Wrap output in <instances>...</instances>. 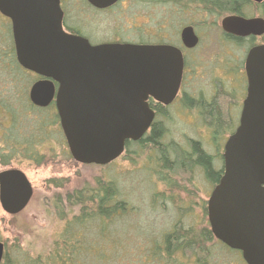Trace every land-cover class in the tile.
I'll return each instance as SVG.
<instances>
[{"label":"rangeland","instance_id":"obj_1","mask_svg":"<svg viewBox=\"0 0 264 264\" xmlns=\"http://www.w3.org/2000/svg\"><path fill=\"white\" fill-rule=\"evenodd\" d=\"M66 8L69 20H74L93 43L116 37H122L124 42L177 43V30L188 18L175 5L146 0H122L102 14L89 13L80 0H67ZM243 11L244 18L260 17L253 6ZM226 15L213 13L205 25L206 17L194 10L193 23L202 37L201 52L193 56L196 71L184 91L193 99L206 101L218 96L225 109H232L233 104L227 106V96L221 94H230L231 103L237 99L243 85L247 43L232 46L222 40L218 26ZM11 45L13 47L9 26L0 15V172L18 170L32 188L31 200L21 213L9 216L0 208L2 264H47L49 256L62 247L63 240L73 242L68 236L63 237L66 223L72 220L64 198L84 189H94L97 181L112 183L117 196H122L127 204V214L115 218L110 229L114 240L120 239L115 249L121 250L118 255L123 260H119L118 255L113 257L114 242L111 240L105 244L108 258L104 264H152L146 251L160 246L163 236L179 222L185 228L209 229L202 209L211 186L198 169L190 172L188 178L170 176L155 163L152 148L141 150L135 144L108 166H84L73 162L54 109L38 110L29 103L28 91L37 77L24 70L26 74L12 73L5 63ZM4 106L13 110L17 117L14 123L4 116ZM197 111L200 110H190L179 103L171 106L167 118L158 120L166 130L160 143L173 142L187 150L189 141L198 142L203 151L214 158V170H219L221 146L236 120H227L230 131L224 130L214 139L212 127ZM168 180L172 187L167 185ZM59 212L64 217L67 215L66 221L60 219ZM85 231L88 240L97 233L95 228ZM217 242L207 246L209 264H245L239 252ZM87 264L93 263L90 260Z\"/></svg>","mask_w":264,"mask_h":264},{"label":"water","instance_id":"obj_2","mask_svg":"<svg viewBox=\"0 0 264 264\" xmlns=\"http://www.w3.org/2000/svg\"><path fill=\"white\" fill-rule=\"evenodd\" d=\"M86 1L106 9L119 0ZM0 15L10 21L17 65L40 78L28 91L30 104L40 109L54 104L77 164L104 167L119 159L126 143L141 140L153 122L147 100L167 106L176 97L183 63L174 47L92 46L62 30L59 0H0ZM221 28L235 37H261L264 20L228 16ZM182 40L187 47L197 43L189 30ZM244 69L246 99L223 148V173L207 201V221L214 239L239 252L245 264H264V45L248 53ZM31 197L22 172H0L4 213H21ZM3 255L0 243V264Z\"/></svg>","mask_w":264,"mask_h":264},{"label":"trees","instance_id":"obj_3","mask_svg":"<svg viewBox=\"0 0 264 264\" xmlns=\"http://www.w3.org/2000/svg\"><path fill=\"white\" fill-rule=\"evenodd\" d=\"M153 1L157 2L158 0ZM204 1L205 6L215 13H226L243 18L245 16L243 9L253 6L259 16L264 19V2L259 5H252L250 0ZM9 48V53L6 55L8 60L5 63L11 68L10 71L13 70L12 73H17V75L18 73L26 74L15 61L12 45ZM194 103L188 102L189 106L194 105L202 112V119L213 129L212 137L214 139L218 133H221L229 126L226 123L225 105L218 98L208 104L202 101ZM3 111L4 116L6 115L8 118V122L14 123L17 117L14 115L13 110L4 106ZM165 131L161 123H154L149 136L141 139L135 145L141 150L147 147L152 148L155 152V163L159 165L161 171L166 172L170 176L180 175L188 178L190 172L198 169L203 172L204 177L210 184H216L221 172L214 170V158L206 154L200 144L195 141H189L187 150L182 149L173 142L168 144L160 143ZM132 144L126 143L125 152ZM167 185L171 186L169 180ZM64 200L68 211L72 214V220H70V224L66 223L63 237L68 236L70 238L69 241L73 242L67 243L66 240H63V243H61L62 247L56 249L49 256L50 260L47 261V264H87L90 260L93 264H96V262L97 264H104L106 258H108L105 252V244L111 243V240L114 242L111 253L113 257L117 258L119 249L116 251L115 248L119 247L120 239L118 241L114 240L110 229L115 218L120 219L127 214V204L122 199V196H117L114 185L110 182L97 181L94 189H84L75 192L73 196H65ZM59 213L60 219L66 221L67 218L65 217L67 215L64 217L62 212ZM91 226L97 230V233L91 237L92 239L88 240L85 238V230L92 231ZM213 241L215 240L209 229L185 228L179 222L163 236L160 246L156 245L150 248L146 251V254L152 264H209V249L207 246ZM118 259L123 260L120 255H118Z\"/></svg>","mask_w":264,"mask_h":264},{"label":"flooded vegetation","instance_id":"obj_4","mask_svg":"<svg viewBox=\"0 0 264 264\" xmlns=\"http://www.w3.org/2000/svg\"><path fill=\"white\" fill-rule=\"evenodd\" d=\"M80 1H81V4H82V7L85 8L89 13L102 14V13H108L109 11H111L114 7H116L119 3H121L122 0H119L116 4H114L113 6H111L109 8H106V9H96V8L92 7L86 0H80ZM146 1L154 2V3H158V4L170 3L171 5H175V7H177V10L179 12H182L183 14H185L188 17L187 18V22H185L183 25H180L178 30H177V34H176L177 43H165V42H162V41L159 42V43L124 42L122 40V37L121 38H117L116 37V38H113V39H111L109 41H97V42L93 43V42L90 41V38H88L87 34L83 32L82 28H80V26L74 20H69L68 13H67V8H66L67 0H59V8H60L61 13H62V20H61L62 30L66 34L73 35V36H78V37H82V38L86 39L88 41V43L90 45H92V46L103 45V44L166 45V46L174 47L175 49H177L180 52L181 57H182L183 67H182L180 85H179V89H178V92L176 94V97L172 101V103L167 105V106L162 105L160 103H157L151 98H149L147 100V104L149 106V109L154 114V119H153V122L150 125L148 131L142 137V139H144V138L149 136V134L151 132V127H152V125L154 123H161L162 124V122H160L158 120L167 118V110L171 106L179 103V104L183 105L187 109L197 110L198 108H196L194 105L193 106L192 105L189 106L188 102L190 101V102L194 103V102L202 101L203 103H207L208 104L212 100H214L216 98H220V97L217 96L216 98H212L211 101H206V100H204L202 98L193 99L187 92L184 91V89L188 87L187 83L188 82L190 83V81L192 79V75H194V73L196 71V62H195V59L193 58V56H195L194 55L195 53L201 52V50L199 51V47L201 46L202 37H201V34L199 33V29L197 28L196 24L193 23L194 10L197 11V12L202 13V15L204 17H206L205 18L206 20L203 22V24H205V25L208 24V20H210V18L213 17V13H215V12L205 6V1L204 0H158L157 2H155L153 0H146ZM250 2L253 3L251 0H250ZM217 14H219V13H217ZM228 16H236V15L228 14V15H226L223 18L220 19L218 30L221 32L222 40L225 43L231 44L232 46L240 45V44H243V43H247V47H246L247 49L245 51V56H244V59H243V67H242L243 85H241L242 88H241V90H239V94H238V97L236 99L237 101L235 100L234 102L231 103L230 100H231L232 96L230 94H225V95H224V93L221 94L223 97L227 96L226 97L227 101H228V103H226L227 106H230V105L233 104L232 105V109H230V107L228 108L226 106L227 109H225V111H226L225 115H226V119L227 120H230V121L231 120H236V125L234 126L232 132L229 133L228 137L226 138V140L223 142V144L221 146V153H220V156H219L220 157V161H221V168L219 169V171L221 172V174L219 175V178H218L216 184L218 183V181H219V179H220V177H221V175L223 173L222 153H223L224 145H225L227 139L229 138V136H231L235 132L236 128L239 125V120H240V116H241L243 102L246 99L247 77H246V73H245V69H244V63H245L246 57H247L248 53L252 49H254L255 47L264 45V39H263L264 34L261 37L249 36V37L242 38V37H235V36H232V35L224 33L222 31V28H221V22H222V20L225 17H228ZM238 17H240V16H238ZM2 18L6 20L8 26H9L10 39H11V42H12V32H11L10 21H9V19H7V18H5L3 16H2ZM257 18H261V17H257ZM245 19H252V18H245ZM261 19H263V18H261ZM180 20H181V18H180ZM216 24L218 25V21L216 22ZM184 30L191 31L192 35L196 38L197 43L195 44V46L187 47L183 43L182 33H183ZM163 35H165V34H163ZM162 38H165V37H162ZM256 41H258L257 44L255 43ZM12 44H13V42H12ZM13 54H14V49H13ZM35 77H37V76H35ZM240 77H241V73H240ZM39 80H40V78L37 77V80L35 82H37ZM217 94L219 95V93H217ZM32 107L35 108V109H38V110H46L47 108H50V107L53 108L54 109V115H55V117H56V119L58 121V117H57V114H56L55 106H54L53 103H51L45 109H40V108H37V107H34V106H32ZM197 114L202 118V112L201 111H197ZM58 124H59V122H58ZM229 129H230V127H227L224 130H225V132H227ZM213 133L214 132L212 131V135H213ZM139 141H137V142H139ZM137 142H129V143L135 144ZM201 173L204 176L203 172H201ZM206 182L211 186L210 187V192H209V194L207 196V200H206L205 205H204V207L202 209V212L204 213V215L207 218V201H208L212 191L214 190V187L216 186V184H210L208 182V180H206Z\"/></svg>","mask_w":264,"mask_h":264}]
</instances>
